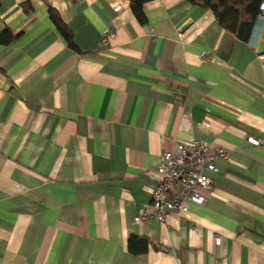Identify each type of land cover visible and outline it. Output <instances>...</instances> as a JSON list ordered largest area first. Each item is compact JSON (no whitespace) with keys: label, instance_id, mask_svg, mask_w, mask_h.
Segmentation results:
<instances>
[{"label":"crops","instance_id":"1","mask_svg":"<svg viewBox=\"0 0 264 264\" xmlns=\"http://www.w3.org/2000/svg\"><path fill=\"white\" fill-rule=\"evenodd\" d=\"M143 11L0 0V264H264V14L244 40L187 0ZM194 139L228 153L205 201L136 222L160 155Z\"/></svg>","mask_w":264,"mask_h":264},{"label":"built area","instance_id":"2","mask_svg":"<svg viewBox=\"0 0 264 264\" xmlns=\"http://www.w3.org/2000/svg\"><path fill=\"white\" fill-rule=\"evenodd\" d=\"M259 14H264V1L260 4ZM114 37V31L108 29L102 34L101 42L108 45ZM247 141L252 145L260 144L253 136L247 137ZM227 157L224 148L210 150L209 144L199 139L178 143L174 152L164 151L156 166L157 180L151 202L135 221L165 222L170 212L185 213L190 203L202 204L206 198L204 192L211 186L207 173L217 170L216 159Z\"/></svg>","mask_w":264,"mask_h":264},{"label":"trees","instance_id":"3","mask_svg":"<svg viewBox=\"0 0 264 264\" xmlns=\"http://www.w3.org/2000/svg\"><path fill=\"white\" fill-rule=\"evenodd\" d=\"M130 9L141 24L146 22V16L143 11L144 3L150 0H128ZM192 4H199L212 11L217 21L222 27L235 34L240 39H247L256 15L259 12L260 4L263 0H187ZM27 3H22L25 5ZM49 15L66 40L68 46L77 50L73 40V33L66 23L60 18L59 14L52 8H49ZM1 37V36H0ZM2 39L0 38V42ZM139 240L143 246L139 249L132 247V240ZM147 240L145 238L130 237L128 240V248L132 252L145 251Z\"/></svg>","mask_w":264,"mask_h":264},{"label":"water","instance_id":"4","mask_svg":"<svg viewBox=\"0 0 264 264\" xmlns=\"http://www.w3.org/2000/svg\"><path fill=\"white\" fill-rule=\"evenodd\" d=\"M262 37L264 38V28L262 31ZM257 52L263 53L264 52V40L260 41L257 47Z\"/></svg>","mask_w":264,"mask_h":264}]
</instances>
